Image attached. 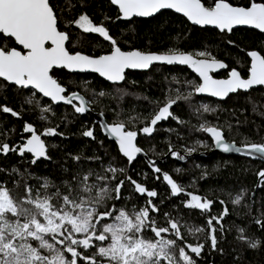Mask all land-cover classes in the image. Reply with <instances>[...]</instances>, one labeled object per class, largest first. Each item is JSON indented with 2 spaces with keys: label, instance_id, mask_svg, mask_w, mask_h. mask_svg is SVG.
Masks as SVG:
<instances>
[{
  "label": "snow or ice",
  "instance_id": "snow-or-ice-1",
  "mask_svg": "<svg viewBox=\"0 0 264 264\" xmlns=\"http://www.w3.org/2000/svg\"><path fill=\"white\" fill-rule=\"evenodd\" d=\"M110 4L117 9V18L124 20L152 17L162 10H171L181 14L191 25L211 27L229 45L235 42L228 37L239 26L264 33V0H242L240 3H233V0H110ZM107 19L110 18L104 17ZM104 20L95 23L83 11L67 19L58 0H0V38L5 41L0 46V88L10 87L26 93L24 103L35 105L40 113L38 119L50 123L55 116L54 107L60 102L71 106L75 114L88 112L94 102L78 91H69L54 75L57 70L71 73L90 71L118 85L126 79V70H147L154 64L186 66L194 78L180 82L174 75L173 81L182 83L183 91L177 90L175 96L166 93L164 101L157 102L158 108L144 118L143 126L137 127L138 116H125L119 105L112 122L100 123V130L114 143L117 155L126 159L129 165L142 152L137 145L139 135L151 136L154 126L169 117L178 124L186 123L170 111L178 100L190 102L195 96L207 94L222 101L230 94L239 97L242 92L248 93L256 86H264V54L260 51H246V73H242L236 67L228 68L223 60L207 49L198 50L195 54L176 47L165 51H146L131 46L124 49L110 35ZM76 29L102 38L108 42V50L99 54L86 53L80 38L73 40ZM221 69L226 71V76L215 78L213 73ZM87 90L94 98L112 95L103 89L99 92ZM115 93L123 97L126 90L117 86ZM189 107H192L191 103ZM252 110L256 111L255 104ZM0 111L21 117L20 112L6 104H0ZM195 111L209 113L215 112L216 108L201 103ZM195 130L210 136L214 149L264 161V142L229 143L222 128L207 121L200 123ZM21 132L20 141L11 146L7 142L0 143V154L13 152L32 165L39 158L51 159L47 152L48 144L42 137L64 136L57 127L44 126L41 130L29 121L24 122ZM81 135L96 139L90 126H85ZM194 144L209 146L202 140H196ZM184 151L192 154L196 148L185 147ZM168 154L181 161L186 159L185 155L173 150L171 144ZM68 155L79 163V155ZM87 159L99 160L100 157ZM148 166L157 174L155 179L159 180L161 169L152 160H148ZM101 167L103 172L95 174L91 169L83 174L81 170L73 171L69 178L61 181L63 191L60 184L47 177H34L27 167L23 171L16 165L0 167V173L5 175L0 179V264H195L189 253L199 257L206 243L210 245V251L223 253V249L218 248V239L223 238L222 221L228 214L227 207L218 215H211L212 199L185 191L184 186L164 171L162 177L169 194L176 197L183 193L187 197L182 201L184 208L197 209L205 214V225L188 229L190 234L206 233L205 239L195 244L188 243L181 232L180 215L173 216L165 211L163 223L157 220L160 208L152 199L157 196L155 189L150 190L132 179L123 167L117 168L111 163L101 164ZM63 171L68 173L69 169L64 168ZM118 173L122 178H118ZM207 176V171L201 172L199 179ZM30 177H34L37 183H31ZM255 178L253 190L259 189L264 193V167L255 172ZM126 182L130 192L122 196ZM133 195L148 199L138 209L137 205H133L131 210L126 205L117 207L121 199L130 202ZM219 203L225 205L226 201L220 199ZM230 203L234 207L243 205L251 215L256 201L248 188L240 187ZM256 212L258 215L252 216V222L264 230V208H257ZM237 232L238 240L248 248H258L259 239L246 236L243 228H238ZM217 233H220L219 237Z\"/></svg>",
  "mask_w": 264,
  "mask_h": 264
},
{
  "label": "trees",
  "instance_id": "trees-1",
  "mask_svg": "<svg viewBox=\"0 0 264 264\" xmlns=\"http://www.w3.org/2000/svg\"><path fill=\"white\" fill-rule=\"evenodd\" d=\"M58 2L67 19H72L82 11L89 14L95 23L101 22L104 17H109L110 19L104 20V23L110 30V35L117 39L124 49L131 46L146 51H165L176 47L193 54L198 50L207 49L218 59L223 60L228 68L236 67L242 73H246L247 50H257L264 54V34L256 30L236 28L228 37L235 43L229 45L221 40L212 28L191 25L185 21V18L172 11L163 10L160 14L150 18L124 20L117 18L118 11L109 0H58ZM240 2L242 0H233V3ZM74 28L73 25L72 29ZM72 29L69 31L71 32ZM78 37L88 54H99L100 51L108 50V42L102 41V38L95 34H85L76 29L73 33V40ZM4 42L3 38H0V46ZM93 45L99 46L93 47ZM238 60L241 63L238 64ZM54 75L67 86L69 91H78L90 101L94 99L89 109L102 114L106 122L113 121L117 105H119V109L123 110L125 116H138L137 127L143 126L144 118L150 116L158 108L157 102L162 103L166 93L175 96L177 90L183 91L182 83H177V81L182 82L194 78V74L185 66L164 64H154L147 71H127L126 79L118 85L107 83L96 74L57 70ZM174 75L177 81H173ZM213 75L225 77L226 71L223 70ZM117 86L126 90L123 97L115 93ZM87 89L96 92L103 89L112 95L104 97L97 95L94 98ZM25 95L26 93L17 92L14 88H0V104H6L21 113V117H12L0 111V143L7 142L11 146L20 141L25 121L34 122L41 130L44 126L57 127V131L64 133V136L42 137L48 144L47 152L51 159L42 158L32 165L22 161L15 153L9 152L7 155L0 154V167L10 168L16 165L21 171L27 167L34 177H47L51 182L60 184L63 191L61 181L69 178L73 171L81 170L83 174L84 171L91 169L95 174L103 172L101 164L111 163L114 167L123 164L126 174H130L137 181L144 180L149 188L156 189L157 196L152 199L160 208L157 220L163 223L165 211L171 212L173 216L180 215L182 217L181 232L185 240L188 243H198L205 239L206 233L190 234L188 229L205 225V214L197 209L184 208L182 201L187 197L183 193L176 197L169 194L162 177V173L167 171L173 179L185 187V191H192L202 197L212 199L214 203L210 206L211 215H218L224 207L229 210L222 221L223 238L218 239V248H222L223 253L218 250L210 251V245L206 243L199 257L190 254L195 264H234V259L236 264H264V230L252 222V216L258 215L256 209L264 208V199H262L264 193L259 189L253 190V185L256 183L255 172L264 167V161L240 154L214 152L209 136L195 130L200 123L207 121L210 125L221 127L224 138L237 145L264 142L263 87H257L248 93L242 92L239 97L231 94L222 101L212 97L195 96L190 102L178 100L171 106L170 111L186 121L185 124H178L169 117L154 126L151 136L141 134L137 137V145L141 147L149 160L156 161V166L161 169L159 180L155 179L157 174L152 172L148 162L141 156L134 158L128 166H126L127 161L120 162L121 159L119 160L114 143H111L101 133L98 123L90 112L75 114L71 106L58 105L54 107L55 116L48 123L38 119L40 113L35 105L29 106L24 103ZM189 103L192 105L191 108ZM201 103L209 104L216 108V111L197 113L195 109ZM253 104L256 105L255 112L252 110ZM237 120L240 121L239 125ZM85 126L93 127L95 140L81 135ZM169 129L174 131H169ZM196 140L206 141L209 146L196 145L194 144ZM169 144L172 145L173 150H179L181 155H185L186 159L181 161L171 157L168 154ZM185 147H195L196 151L186 154ZM201 152L206 154L202 156ZM68 154L79 155V163L71 160ZM92 156H98L100 159H87ZM164 156H166L164 162L161 163L159 160ZM64 168L69 169L68 173L63 171ZM176 169L182 171L178 173ZM204 171H207L208 176L199 179L201 172ZM34 177H30L29 181L36 184ZM3 178L5 175L0 173V179ZM194 178L195 182H193ZM240 187L248 188L250 193L254 192L253 199L256 203L253 204L251 215L243 205L234 207L230 203L232 196ZM220 199L225 200L226 204L221 205ZM161 201L163 204L160 203ZM144 202L141 197L133 195L130 202L121 199L117 207L126 205L131 210L133 205H137L138 209ZM173 205H176V208H173ZM238 228H243L244 234L249 238L259 239L260 244L257 249H250L244 242L238 240ZM217 235L219 237L220 233Z\"/></svg>",
  "mask_w": 264,
  "mask_h": 264
},
{
  "label": "water",
  "instance_id": "water-1",
  "mask_svg": "<svg viewBox=\"0 0 264 264\" xmlns=\"http://www.w3.org/2000/svg\"><path fill=\"white\" fill-rule=\"evenodd\" d=\"M110 1V0H109ZM163 11V10H162ZM168 11H171V10H168ZM178 15H180L181 16V14H178ZM154 16V15H153ZM135 18H150V17H135ZM132 19V18H131ZM129 20V19H128ZM190 23V22H189ZM198 27H201V26H198ZM206 27H208V26H206ZM239 27H242V28H247V27H243V26H239ZM239 27H237V28H239ZM208 28H211V27H208ZM249 29V28H248ZM256 31H258V30H256ZM259 32V31H258ZM264 34V33H263ZM164 65H167V64H164ZM169 66H178V65H169ZM186 67V66H185ZM148 70V69H147ZM147 70H126V71H147ZM190 70V69H189ZM67 71V70H66ZM191 71V70H190ZM221 71H223V69H221V70H217V72H215V73H219V72H221ZM71 73V72H70ZM77 73H79V72H77ZM83 73H88V74H96V73H92V72H90V71H87V72H83ZM215 73H213V74H215ZM97 76H98V74H96ZM99 77V76H98ZM101 78V77H100ZM215 78H224V77H215ZM102 80H104L103 78H101ZM105 81V80H104ZM105 82H107V81H105ZM107 83H110V82H107ZM121 83V82H120ZM257 87H263L264 88V86H256V88ZM81 94V93H80ZM231 95V94H230ZM198 96H203V97H210V96H208L207 94H201V95H198ZM213 98V97H212ZM46 99V98H45ZM214 99H218V98H214ZM224 99H226V98H224ZM223 99V100H224ZM219 100V99H218ZM59 105H64L62 102H60L59 103ZM88 112H90V114H91V116L93 117V119L100 125V123L102 122V121H105L104 120V118H103V116L99 113V112H93V111H91L90 109H89V111ZM101 131V130H100ZM101 133L103 134V135H105L102 131H101ZM209 138H210V136H209ZM210 140H211V138H210ZM226 140V139H225ZM227 142H229V143H232L231 141H228V140H226ZM212 151H214V152H217V153H221V154H238V153H224V152H222V151H220V150H217V149H214L213 147H212ZM206 153L205 152H201L200 153V155H205ZM240 155H243V154H240ZM137 156H141V157H143L147 162H148V160H149V158L146 156V154L142 151L140 154H138ZM188 156V155H187ZM165 157L166 156H164V157H162L159 161L162 163V162H164V159H165ZM40 159H42V158H39V160ZM155 162V164L157 163L156 161H154ZM255 191V190H254ZM251 195H252V197H254V192H252L251 193Z\"/></svg>",
  "mask_w": 264,
  "mask_h": 264
},
{
  "label": "flooded vegetation",
  "instance_id": "flooded-vegetation-1",
  "mask_svg": "<svg viewBox=\"0 0 264 264\" xmlns=\"http://www.w3.org/2000/svg\"><path fill=\"white\" fill-rule=\"evenodd\" d=\"M66 71V70H65ZM68 72V71H67ZM127 72V71H126ZM70 73V72H69ZM80 74H83V73H80ZM98 126H99V124H98ZM99 129H100V127H99ZM139 147V146H138ZM177 152H178V154H180L181 155V152L179 151V150H176ZM29 159H30V155H29V157H28ZM121 158L119 157V160H120ZM177 160H179L178 158H176ZM123 161H126V159H121V161L120 162H123ZM129 164H128V162H127V165L126 166H128ZM120 167H124V165L122 164H120V165H118L117 166V168H120ZM127 175H130V174H128L127 173ZM131 176V175H130ZM118 178H122L121 176H120V174L118 173ZM133 179V178H132ZM135 180V179H134ZM137 182H139V183H142V184H144L148 189H154V188H152V187H148V184H147V182L146 181H144V180H141V181H137ZM156 190V189H155ZM130 192V187H129V184L126 182L125 184H124V186H123V191H122V196L124 195H127L128 193ZM144 201L145 200H147L148 198L146 197V196H143V197H141ZM189 254H191V253H189ZM192 255H194L195 256V254H192Z\"/></svg>",
  "mask_w": 264,
  "mask_h": 264
}]
</instances>
